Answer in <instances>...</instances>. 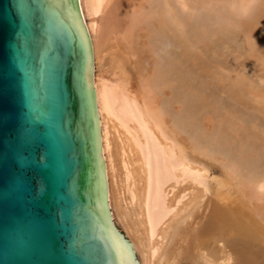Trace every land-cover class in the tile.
<instances>
[{"label":"bare ground","instance_id":"1","mask_svg":"<svg viewBox=\"0 0 264 264\" xmlns=\"http://www.w3.org/2000/svg\"><path fill=\"white\" fill-rule=\"evenodd\" d=\"M78 3L92 50L95 102L110 217L124 229L123 236L138 264H264V209L256 205L254 208L252 203L259 199L256 195L259 193H251L249 204L243 201L238 205L252 219L250 226L241 223L244 227L240 228L233 224V219L229 221L232 225H226L229 223L226 222L220 228L219 220L224 212L220 203L228 207L237 205L232 199L233 203L229 204L230 193L223 190L235 186L232 188L224 180L211 177L216 182L213 192L210 191L209 169H215L202 158L210 156L211 149L205 145L204 131L199 130L203 120L204 124L208 123L204 126H211L209 130L224 129L229 137L242 144L243 150L235 156L233 152L234 157L226 169L229 177L238 181V187H235L238 194L233 199L244 200V193L252 188L263 191L264 162H252L250 157L253 153L264 155V97L259 99L258 94L255 99V93L250 99L255 104L250 105L252 103L247 100L238 103L234 98L214 96L213 93V96H204L203 91H199V96L193 95L192 88L197 90L198 87L194 82L191 86L190 81L189 36L192 37L195 31L192 33L191 30L189 0H78ZM196 3L202 15L203 6H211L210 13L207 11L210 14L207 23L204 19H192L197 26L194 28L205 31V39L213 42L218 37L215 43H219L225 36L228 40L242 39L245 46H249L250 40L255 42L249 46V56L253 62L251 70L257 79L253 78L252 84L246 85L264 93L262 57L260 62V55H264V0H196ZM195 34L199 36L197 32ZM106 57L114 70L119 71L120 85L100 73ZM216 104L221 108L209 115ZM199 115L200 119H197ZM209 231H218L222 237L209 235L202 239L201 235Z\"/></svg>","mask_w":264,"mask_h":264},{"label":"water","instance_id":"2","mask_svg":"<svg viewBox=\"0 0 264 264\" xmlns=\"http://www.w3.org/2000/svg\"><path fill=\"white\" fill-rule=\"evenodd\" d=\"M0 264H138L110 217L78 0H0Z\"/></svg>","mask_w":264,"mask_h":264},{"label":"rangeland","instance_id":"3","mask_svg":"<svg viewBox=\"0 0 264 264\" xmlns=\"http://www.w3.org/2000/svg\"><path fill=\"white\" fill-rule=\"evenodd\" d=\"M193 1V0H192ZM189 6L191 7L190 8V14L191 15H193V16H191L190 15V19H191V22H192V33L194 32V33H196L197 32V34L199 35V36H196V34H195V36H194V33L192 34L193 36V38L191 37V36H189V39H191V41L189 40V47H190V55H189V70H190V81H191V86L193 85V82H194V85L195 86H197L198 88H195V89H197V90H194L193 88H192V92H193V95H195V96H199V91H203V95L205 96V95H210V96H213V94H214V96H222V97H225V98H234L238 103H246V100L247 101H249L250 103H252V104H250V105H253V104H255L254 102H252V100H250V99H252V98H254V96H255V93H256V96H255V99H256V97H257V95L258 94H260L259 95V99H263V97H264V93H262V92H257L256 90H253V88H252V86H251V88H249V83L250 84H252V79L254 78V80H256L257 78L256 77H254V74H253V62H252V60L250 59V53H249V51H250V47L249 46H253L254 44H255V42H251V40H250V43H249V46H245L243 43H245L244 42V40H242V39H235V40H228L225 36H224V38H223V41L222 42H219V43H215V40H217L218 41V37H216V38H214L213 39V42H212V40H207V39H205V31H201V29L199 30V29H196V28H194V27H197V26H194V21H198V20H206V23H207V21H208V19H209V16H210V8H211V6H209V5H205V6H203V8H204V11H203V15H202V13L200 14L199 12H198V8H200L199 7V5H198V3H196L195 4V2H196V0H194L193 2H191V0H189ZM192 4V5H191ZM198 6V7H197ZM194 8V9H193ZM197 8V9H196ZM205 9H207L206 11H205ZM192 10V11H191ZM193 10H194V12H193ZM196 11V12H195ZM209 13H208V12ZM192 13H194V14H192ZM197 13H198V16H199V18L197 17L196 18V16H197ZM207 13H208V15H207ZM206 14V15H205ZM219 14H221V13H219ZM222 15V14H221ZM208 17V18H207ZM195 18L197 19V20H195ZM194 21H193V20ZM224 22V21H223ZM204 28H202V30H203ZM194 30V31H193ZM205 30V29H204ZM200 33H201V35H200ZM245 34V33H244ZM246 34H249V30H246ZM191 37V38H190ZM199 37V38H198ZM201 37H204V38H202V39H204V42H203V40H201ZM210 37V36H209ZM193 39H200V41H194V42H192L193 41ZM208 42H207V41ZM243 42H242V41ZM203 42V43H202ZM229 42V43H228ZM235 42V43H234ZM237 42V43H236ZM239 42H242L241 44L244 46H242ZM191 43H192V45H191ZM195 45H194V44ZM213 43V44H212ZM254 43V44H253ZM229 44V45H228ZM234 44V45H233ZM238 44V45H237ZM194 45V46H193ZM199 45H201L202 46V49H201V46H199ZM208 45H210V46H208ZM226 45V46H225ZM235 45H236V47H235ZM193 46V47H192ZM213 46V47H212ZM229 46V47H228ZM240 46V47H239ZM197 49H195V48ZM227 47V48H226ZM239 47V48H238ZM194 50H193V49ZM216 48H217V52H216ZM222 48V49H221ZM242 48H244V49H242ZM205 49V50H204ZM228 49V50H227ZM242 49V50H241ZM263 49H264V47H263ZM224 50V51H223ZM247 50V51H246ZM193 51V52H192ZM208 51H210V52H208ZM223 52L224 53V55H223V53H221V52ZM232 51V52H231ZM238 51V52H237ZM212 52H214V53H212ZM239 52H240V54H239ZM246 54H245V53ZM194 53V54H193ZM206 53H207V55H206ZM235 53V54H234ZM238 53V54H237ZM192 54V55H191ZM196 54V55H195ZM199 54V55H198ZM217 54V55H216ZM230 54H232V55H230ZM243 54H245L246 56H244ZM261 55H263V54H261ZM260 55V62L261 61H263L264 60V55L263 56H261ZM191 56V57H190ZM202 56H205V57H203L202 58ZM212 56H213V58H212ZM215 56V57H214ZM224 56H226V59L228 60H226L225 59V57ZM234 56H236V57H234ZM247 56H248V58H247ZM199 57V58H198ZM261 57H262V59L263 60H261ZM107 58V60H103V62H102V64H101V66H100V68H101V70H100V73H102V75L104 76V78L105 79H107V80H110L112 83H115V85L116 84H118V85H120L121 84V80H120V74H119V71L117 70V72H116V70H114L115 68H114V66L110 63V62H108L109 60H108V57H106ZM194 58V59H193ZM196 58V59H195ZM201 58V59H200ZM208 58V59H207ZM216 59V60H215ZM234 59L235 60H237V61H235L234 62ZM204 60V61H203ZM207 60H208V62H207ZM215 62H214V61ZM246 60V61H245ZM107 61V62H106ZM191 61H192V63H191ZM196 63H195V62ZM222 61V62H221ZM250 61H251V63H252V65H251V63H250ZM227 62H229V63H227ZM197 63H198V65H197ZM202 63V64H201ZM211 63V64H210ZM214 63V64H213ZM217 63V64H216ZM232 63V64H231ZM263 63V65H264V61L262 62ZM195 64V65H194ZM213 64V65H212ZM242 64V65H241ZM244 64H245V66H244ZM192 65V66H191ZM193 65H194V67H193ZM200 65V66H199ZM219 65V66H218ZM221 65V66H220ZM229 65H231L230 67H229ZM196 66V67H195ZM204 66V67H203ZM212 66V67H211ZM214 66H215V68H214ZM223 66V67H222ZM238 66V67H237ZM243 66V68H241ZM249 66V67H248ZM198 67V68H197ZM229 67V68H228ZM233 67H234V69H233ZM240 67V68H239ZM249 69L248 71H247V68ZM113 68V69H112ZM196 68V69H195ZM208 68V69H207ZM214 68V69H213ZM245 68V69H244ZM193 69V70H192ZM200 69H202V71L200 70ZM217 69V70H216ZM231 69V70H230ZM234 71H233V70ZM238 69V70H237ZM252 69V70H251ZM227 70V71H226ZM236 70V71H235ZM246 70V71H245ZM104 71V72H103ZM209 71H213V74H211V72H209ZM222 71H224V72H226V73H228V74H226V73H224V72H222ZM229 71H231V72H229ZM242 71H243V73H242ZM245 71V72H244ZM250 71V72H249ZM116 72V73H115ZM205 72V73H204ZM218 72V73H217ZM238 72V73H237ZM239 72H241V76L240 75H238L239 74ZM94 73H95V70H94ZM196 73V74H195ZM198 73V74H197ZM221 73V74H220ZM224 73V74H223ZM231 73V74H230ZM194 74V76H192ZM210 74V75H209ZM230 74V75H229ZM220 77H219V76ZM225 75V76H224ZM244 75H246V76H244ZM248 75V76H247ZM251 75V76H250ZM204 76V77H203ZM209 76V77H208ZM217 76H218V78H217ZM223 76V77H222ZM229 78H228V77ZM195 77V78H194ZM222 77V78H221ZM235 77H237V79L235 78ZM238 77H239V79H238ZM249 79H248V78ZM200 78V79H199ZM205 78V79H204ZM213 78H214V80H213ZM221 78V79H220ZM227 78V79H226ZM241 78V79H240ZM219 81V79L221 80V81H219L220 82V84H219V82L217 81V80ZM234 81H233V80ZM248 79V80H247ZM200 80V81H199ZM212 80V81H211ZM229 80V81H228ZM236 80V81H235ZM254 80H253V82H254ZM202 81V82H201ZM216 81V82H215ZM226 81H227V83H226ZM241 81V82H240ZM248 81H250V82H248ZM203 82H205V83H203ZM215 82V83H214ZM240 82V83H239ZM201 83V84H200ZM207 83V84H206ZM208 83L209 84H211V85H208ZM217 83V84H216ZM230 85H229V84ZM199 84H200V86H199ZM222 84V85H221ZM228 84V85H227ZM240 84H242V86L240 85ZM246 84H248V85H246ZM193 85V86H194ZM203 85H205V86H203ZM218 85V86H217ZM239 85V86H238ZM245 85H246V87H245ZM209 86V87H208ZM224 86V87H223ZM228 86H230V87H228ZM237 86V87H236ZM219 89H218V88ZM242 87H243V90H242ZM205 88V89H204ZM206 88H208V89H206ZM221 88V89H220ZM223 88V89H222ZM245 88V89H244ZM199 89V90H198ZM204 90H207V91H204ZM213 90H215V91H213ZM223 90V91H222ZM238 90V91H237ZM242 90V91H241ZM247 92H245V91ZM221 91H222V93H221ZM226 91V92H225ZM248 91H249V93H248ZM194 92H195V94H194ZM213 93V94H212ZM221 93V94H220ZM244 93H245V95H244ZM224 94V95H223ZM233 94H235V95H233ZM250 94V95H249ZM203 95H201L200 94V96H203ZM233 95V96H232ZM263 95V96H262ZM240 96V97H239ZM245 96H246V98L247 99H245ZM251 97V98H250ZM238 99H240V100H238ZM240 101V102H239ZM216 105H218V104H216ZM214 106V107H212L213 109L211 110V111H209V115H214V112H216V110H217V108L219 109V108H221L220 106V104L218 105V106ZM247 105H249L248 103H247ZM208 112V111H207ZM212 112V113H211ZM204 113H206V110H205V112ZM198 117V118H197ZM196 118L197 119H200V115L199 116H197ZM211 121V120H210ZM201 122V127L199 128V130H201V132L203 133V131H204V133L203 134H205V139H204V141H205V145H208V147L211 149V152H209V155L210 156H208V157H202L206 162H207V164L208 165H211L212 166V168H214L215 169V171H211L210 169H209V179H208V183H209V189H210V191L211 192H213V190H214V186H215V184H214V181L215 180H213V179H216V180H224V182H225V184H230V186L233 188V186H235V187H238V181H236V179L234 180V179H232V178H230L229 177V175L227 174V172H226V169L228 168V166H229V160L231 159V157L233 156V152H234V156L235 155H237V153H238V151H240V150H243L241 147H242V144L240 143V144H238L237 143V141L235 140V138H231V137H229L228 136V134H227V132L224 130V129H221L220 130V128H215V129H211V130H209L210 128H211V126H204V125H206V124H208V123H206L205 122V124H204V122H203V120H201L200 121ZM211 122H215V120H212ZM203 124V125H202ZM214 124V123H213ZM190 125H193V123L192 124H190ZM195 125V124H194ZM203 127V128H202ZM205 127H206V129H205ZM207 129H208V131H207ZM206 130V131H205ZM213 130V132H211ZM219 130V131H218ZM211 132V133H210ZM215 133H217V135L215 134ZM220 133V134H219ZM224 134V135H223ZM219 135V136H218ZM231 136H235V135H233L232 133L230 134ZM225 136V137H224ZM208 137V138H207ZM214 137H215V139H214ZM225 138H228V139H225ZM233 139V140H232ZM223 140V141H222ZM207 142L208 143H211V144H207ZM235 142V143H234ZM214 144H216V145H214ZM218 144V145H217ZM212 148H211V147ZM214 146V147H213ZM217 146V147H216ZM239 146V147H238ZM222 147V148H221ZM224 149V150H223ZM218 150H219V152H218ZM221 150V151H220ZM229 151V152H228ZM213 153H217V155H214ZM229 153H231V154H229ZM219 154H220V156H221V158L219 157ZM253 154H255V153H253ZM252 154V155H253ZM251 155V157H250V159H251V161L252 162H258L259 164H263V162H264V155H260V156H258L257 154L256 155H253L252 156ZM217 156H218V158H217ZM222 156H224V157H222ZM233 156V157H234ZM257 156V157H256ZM215 158V159H217L216 160V162L213 160V159H209V158ZM230 157V158H229ZM232 157V158H233ZM260 157V158H259ZM229 158V159H228ZM254 159V160H253ZM262 159V160H261ZM227 160V161H226ZM220 161V162H219ZM263 161V162H262ZM228 163V164H227ZM222 165V166H221ZM227 165V166H226ZM226 166V167H225ZM225 169V170H224ZM224 171V172H223ZM212 175V176H211ZM228 175V176H227ZM211 177H213V179H211ZM214 177H216V178H214ZM230 178V179H229ZM230 180V181H229ZM232 181V182H231ZM236 181V182H235ZM216 182V181H215ZM231 182V183H230ZM237 185V186H236ZM235 187L233 188V189H229V190H227L229 187H226V188H224V190H223V192H225L226 193V191L228 192V193H230V195H229V197H228V199H229V204L231 203H233V202H235L237 205L236 206H231V207H228V206H225V204L224 203H220L221 205H222V207L224 208L223 210H224V212H223V214H221L222 216L220 217V220H222V222H220V220H219V226H220V228L223 226V225H225L226 224V222H232V220L234 219V221H233V224H235L236 226H238V227H240V228H242V227H244V224H242V225H240L241 223H245V227L246 226H250L251 225V223H252V219L250 218V216H248L247 215V212L245 211H242V207L240 206V207H238V205L239 204H241V203H243V201H244V204H249V200H250V198H252L251 196V193H259V194H256L257 195V197L259 198V199H256V200H254L252 203H253V207L255 208V205H256V207L257 208H259V206H260V209H262V207H263V209H264V190L263 191H261V189H258V190H260V191H258L257 189H250V191H248V193H247V190H246V192L244 193V197H245V199L244 200H241L240 199V201L239 200H237V201H239V202H237L235 199H233L234 198V196H236L238 193V188L235 190ZM248 189V190H249ZM232 192H231V191ZM252 190V191H251ZM254 190V191H253ZM235 191V192H234ZM255 191H258V192H255ZM263 192V193H262ZM261 193V194H260ZM246 194V195H245ZM248 194V195H247ZM251 195V196H250ZM243 198V197H242ZM230 199H232L233 200V202H232V200H230ZM262 199V200H261ZM258 200V201H257ZM108 203H109V201H108ZM259 204V205H257V204ZM244 204L242 205L243 207H245L244 206ZM233 205H235V204H233ZM226 208H225V207ZM262 206V207H261ZM234 207H235V209H234ZM236 207L237 208H239L240 209V211L242 212L241 214H240V211H239V209H236ZM233 208V209H232ZM227 209V210H226ZM229 210H230V212H229ZM231 210H233V212L234 213H232L231 212ZM236 210V211H235ZM244 210V209H243ZM237 212V213H236ZM246 214V215H245ZM229 215V216H228ZM236 215V216H235ZM224 218V222H223V218ZM228 218V219H227ZM235 218H238V219H236L235 220ZM240 219H242L243 220V222H240L241 220ZM240 220V221H239ZM239 223H238V222ZM245 221V222H244ZM114 222V221H113ZM227 223L226 225H232V223ZM114 223H116V222H114ZM118 223V222H117ZM116 223V227L123 233V235H124V229L120 226V224H117ZM237 223V224H236ZM234 225V226H235ZM240 225V226H239ZM210 232V231H209ZM207 232V233H204L203 235H201L200 237L202 238V239H204V238H206V237H209V235L211 236V235H216V236H218L217 238H220V236H221V234H220V232H218L217 231V233H213V232ZM218 233H219V235H218ZM125 236V235H124ZM206 236V237H205ZM222 237V236H221ZM224 238H225V236H224ZM243 238V237H242ZM199 242H196L195 244H198ZM191 249V248H190ZM229 250V249H228ZM192 255H193V251H192V249L189 251ZM194 257H196V253H194Z\"/></svg>","mask_w":264,"mask_h":264}]
</instances>
